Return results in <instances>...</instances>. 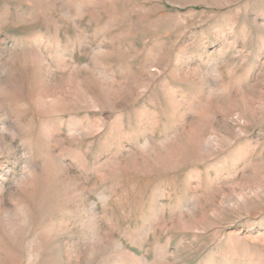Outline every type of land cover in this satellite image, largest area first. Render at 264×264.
Segmentation results:
<instances>
[{
    "label": "rangeland",
    "instance_id": "rangeland-1",
    "mask_svg": "<svg viewBox=\"0 0 264 264\" xmlns=\"http://www.w3.org/2000/svg\"><path fill=\"white\" fill-rule=\"evenodd\" d=\"M0 264H264V0H0Z\"/></svg>",
    "mask_w": 264,
    "mask_h": 264
}]
</instances>
